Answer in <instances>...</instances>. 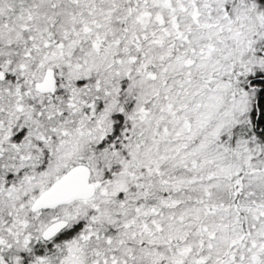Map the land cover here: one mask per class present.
Returning a JSON list of instances; mask_svg holds the SVG:
<instances>
[{"label":"snow or ice","instance_id":"obj_1","mask_svg":"<svg viewBox=\"0 0 264 264\" xmlns=\"http://www.w3.org/2000/svg\"><path fill=\"white\" fill-rule=\"evenodd\" d=\"M0 264H264V0H0Z\"/></svg>","mask_w":264,"mask_h":264}]
</instances>
